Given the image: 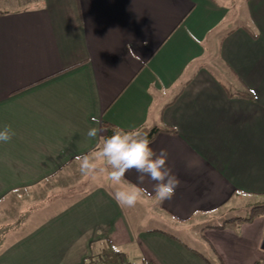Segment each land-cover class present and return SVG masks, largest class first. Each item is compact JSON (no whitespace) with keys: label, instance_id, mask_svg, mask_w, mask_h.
<instances>
[{"label":"crops","instance_id":"obj_1","mask_svg":"<svg viewBox=\"0 0 264 264\" xmlns=\"http://www.w3.org/2000/svg\"><path fill=\"white\" fill-rule=\"evenodd\" d=\"M23 2L0 7V129L16 133L0 143V264H86L108 243L133 264H264V216L233 214L264 193V0ZM92 117L178 130L151 145L180 181L171 200L147 176L131 208L107 172L69 181L106 135L87 136Z\"/></svg>","mask_w":264,"mask_h":264},{"label":"clouds","instance_id":"obj_2","mask_svg":"<svg viewBox=\"0 0 264 264\" xmlns=\"http://www.w3.org/2000/svg\"><path fill=\"white\" fill-rule=\"evenodd\" d=\"M92 121L96 125H101L97 117H92ZM106 131H108L106 126L90 127L87 136L90 139L95 138ZM111 132L109 136H102L98 151L77 157L81 174L95 175L100 170L98 161H103L106 166L103 170L116 186L110 195L121 208L134 207L141 200L145 190L140 185L144 184L146 176L155 182L154 193L161 202L171 200L180 181L167 166V150L161 149L159 152L154 150L151 146L152 140L137 129L113 126ZM15 135L12 127L5 125L0 129V143L10 142ZM133 170L137 173L135 184L125 186L124 178Z\"/></svg>","mask_w":264,"mask_h":264},{"label":"trees","instance_id":"obj_3","mask_svg":"<svg viewBox=\"0 0 264 264\" xmlns=\"http://www.w3.org/2000/svg\"><path fill=\"white\" fill-rule=\"evenodd\" d=\"M249 98H253L252 95H247ZM103 126H106L108 128V131L106 132V136H109L112 134L111 128L113 125L104 122ZM137 130L141 131L143 134H146L150 140H154L159 134V132H169V133H177L178 130L174 127H170L167 125H155L152 127L148 126H142L137 128ZM264 197V193L262 194ZM264 216V202L257 203L256 205L252 206L248 212V214L244 217H236L239 220H252L256 217ZM102 259V264H133L128 262L122 251L116 249L111 243H108L107 247L103 249L99 253H94L91 257L88 258V261L86 264H99V261ZM208 262V260H207ZM142 264H150L148 262H143ZM208 264H210L208 262ZM254 264H259V262H256Z\"/></svg>","mask_w":264,"mask_h":264},{"label":"rangeland","instance_id":"obj_4","mask_svg":"<svg viewBox=\"0 0 264 264\" xmlns=\"http://www.w3.org/2000/svg\"><path fill=\"white\" fill-rule=\"evenodd\" d=\"M23 4H25L24 2H23V0H2L1 2H0V7H3V6H6V7H8V6H10L9 8L10 9H18V8H22L23 7ZM248 95V94H247ZM246 95V96H247ZM250 95H252V94H250ZM248 97V96H247ZM253 97V96H252ZM249 98V97H248ZM251 99V98H250ZM99 150V149H98ZM97 150V151H98ZM106 166H105V164H104V162L103 161H98V169H100V170H98L97 172H98V175L99 174H101V177H100V179L102 178V177H104L105 176V172L106 171H104L103 169L105 168ZM80 174V171H79V165L78 166H76L75 168H74V170H72V172L69 174V181H71V179L74 177V174ZM97 175V174H96ZM60 179H61V177H59ZM87 179H89L90 181H93V183H92V185L94 184V182H95V180H100V179H98V178H96L95 179V175H91V176H87ZM62 180H64V179H62ZM64 182H65V180H64ZM46 187H49V189H54V191L55 192H60L62 189H65V188H67V187H55V186H48V185H44L43 187H42V189H44V188H46ZM262 200V201H261ZM260 202H264V197H261L260 198ZM259 202V203H260ZM254 206V205H253ZM252 207V206H251ZM250 207V208H251ZM227 209V207L226 208H224V210H226ZM247 209H240L239 211H234L233 212V214H248L247 212H249V210L247 211ZM243 212V213H242ZM150 221L147 223V225L148 226H158V227H161V228H164V229H168V230H170L171 232H173V233H175V234H177V235H179L180 237H182L188 244H190L191 246H194L195 248H197L198 250H200V251H202V252H205V250H204V248L199 244V243H196V242H194L193 240H191V238L189 237V236H186V235H184V234H180V233H176L177 231L176 230H173V229H169V225H167V224H165V223H159V222H157V219L156 218H153V219H149ZM102 259L99 261V264H102Z\"/></svg>","mask_w":264,"mask_h":264}]
</instances>
